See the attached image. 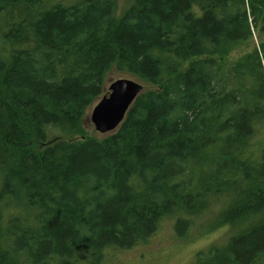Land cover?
<instances>
[{
  "label": "trees",
  "instance_id": "obj_1",
  "mask_svg": "<svg viewBox=\"0 0 264 264\" xmlns=\"http://www.w3.org/2000/svg\"><path fill=\"white\" fill-rule=\"evenodd\" d=\"M263 32L264 0H0V264H120L210 205L189 264H264V41L215 60ZM111 71L146 89L73 139Z\"/></svg>",
  "mask_w": 264,
  "mask_h": 264
},
{
  "label": "rangeland",
  "instance_id": "obj_2",
  "mask_svg": "<svg viewBox=\"0 0 264 264\" xmlns=\"http://www.w3.org/2000/svg\"><path fill=\"white\" fill-rule=\"evenodd\" d=\"M121 7V2H118V8ZM260 41H264V32L261 35H258L256 33H253V42L249 44L247 47H245L242 50H238L235 52H231L230 54L224 56V57H216L215 60L219 63H232L236 59L240 58L243 54L247 53L248 51H251L254 46H257V44ZM121 78H128L127 76H124L116 71H111L108 73V75L105 78L102 93L97 97V99L93 102V104L88 107L86 110V113L83 117V131L82 135L75 136L73 139H81L85 136H93L96 138L103 137V134H99L94 129V126L91 122L90 116L91 111L93 107L99 102V100L107 95L109 86L111 83H113L115 80L121 79ZM146 87L143 86V90H145ZM84 134V136H83ZM48 137L49 140H58L62 136L56 132L54 129L48 130ZM216 206L210 205L207 207V217H203V215H200L199 218L192 219V223L195 222L193 226V230L191 232V235L189 239L187 240H177L175 237H173V233L170 229L169 222H165L162 226L161 232L156 235V238L154 239L155 242H153L150 246H143L138 247L134 251L130 252V254H126L125 256L122 255L120 259L116 260L120 264H189L193 262V256H195L196 252L204 251L208 247L215 245V246H221L226 241L224 239L223 232L219 230L218 232L212 234V233H205L203 231V225L206 221L211 220V212L214 211ZM223 229V228H222ZM226 236V235H225ZM227 237V236H226ZM177 245H180V247L176 248ZM156 253V254H155ZM109 262V261H108ZM107 264V261H106Z\"/></svg>",
  "mask_w": 264,
  "mask_h": 264
},
{
  "label": "water",
  "instance_id": "obj_3",
  "mask_svg": "<svg viewBox=\"0 0 264 264\" xmlns=\"http://www.w3.org/2000/svg\"><path fill=\"white\" fill-rule=\"evenodd\" d=\"M142 91L143 85L130 78H121L111 83L107 95L91 111L90 119L96 132L105 135L116 130Z\"/></svg>",
  "mask_w": 264,
  "mask_h": 264
}]
</instances>
